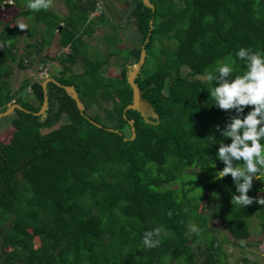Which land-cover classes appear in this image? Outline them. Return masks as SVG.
<instances>
[{
  "label": "trees",
  "instance_id": "1",
  "mask_svg": "<svg viewBox=\"0 0 264 264\" xmlns=\"http://www.w3.org/2000/svg\"><path fill=\"white\" fill-rule=\"evenodd\" d=\"M61 1L71 13L64 22L48 9L0 0V13L8 2L14 12L11 19L0 16V113L12 104L24 109H16L11 126L0 133L6 263L199 264L204 255L203 264H230L222 249L229 236L215 235L210 220H221L233 238L247 240L250 218L259 211L264 218V205L232 202L231 175L219 178V145L210 146L208 136L220 138L214 126L223 128L234 110L210 107L214 82L206 76L218 63H230L233 77L242 74L244 62L235 56L241 47L264 54V0H149L153 7L128 0L129 24L115 25L106 14L98 20L108 29L101 41L92 38L95 0ZM20 18L48 26L50 41L26 43L20 54L23 34H36L17 27ZM57 36L62 48H70L67 56L45 54ZM157 40L168 47L155 46ZM143 47L142 67L149 58L156 61L152 72L136 79L159 116L149 122L127 110L134 101L130 67L140 62ZM47 61L59 64L51 78L62 86L48 84L49 110L37 116L43 83L31 77L16 91L12 77L15 65L25 70ZM106 67H118L117 73L103 72ZM65 86L75 87L82 111ZM63 115L69 122L54 129ZM200 186L222 197L210 216L196 196ZM248 194L264 197V176L254 179ZM158 226L164 229L159 246L145 248L144 232Z\"/></svg>",
  "mask_w": 264,
  "mask_h": 264
},
{
  "label": "clouds",
  "instance_id": "2",
  "mask_svg": "<svg viewBox=\"0 0 264 264\" xmlns=\"http://www.w3.org/2000/svg\"><path fill=\"white\" fill-rule=\"evenodd\" d=\"M51 2L26 0V7L39 11L48 9ZM17 24L23 27L19 21ZM235 56L244 62L245 70L242 74L233 77L234 69L230 63H218L215 71L206 76L208 81L214 82L209 93L214 101L210 107L226 112L234 110L223 128L219 124L214 126L220 132V138L213 132L208 136V142L210 146L219 145L216 158L224 165L219 171V178L230 174L236 193H239L232 194V202L247 206L255 199L264 205V197L257 198L248 194L254 179L261 180L264 176V54L241 47ZM228 140L230 142H226ZM189 228L198 230L195 224H190ZM163 231L160 226L146 230L142 237L144 247L150 249L159 246Z\"/></svg>",
  "mask_w": 264,
  "mask_h": 264
},
{
  "label": "rangeland",
  "instance_id": "3",
  "mask_svg": "<svg viewBox=\"0 0 264 264\" xmlns=\"http://www.w3.org/2000/svg\"><path fill=\"white\" fill-rule=\"evenodd\" d=\"M23 3V6L26 7V0H20ZM54 1L55 5L58 6L60 9L63 8V1L61 0H52ZM118 2V3H117ZM106 0V9L108 8V11L106 13L107 17L109 18V20H111L112 22H116L118 24H122V25H126L129 24L130 22V12L132 7L129 4L128 0ZM12 2H8L6 4L5 7H2V11L0 13V16H2L4 19H11L13 18L14 12L12 10ZM52 5V4H51ZM50 5V6H51ZM50 9V7L48 8ZM47 10V9H46ZM34 15V14H33ZM61 15V14H60ZM20 22L23 27L21 28V30L24 31H31V32H36V34L34 35V37L29 38L28 36L24 35L21 37L20 39V54H24L25 52V43L29 42L34 44L37 40L39 39H44L46 38V40L50 41V36L48 34V26H46L45 24L40 25L37 23H33V20H27L26 18H20L17 20V22ZM17 27H19V25L17 24ZM109 23V22H107ZM115 23V25H117ZM114 25V26H115ZM116 27V26H115ZM133 25H130V28H132ZM108 28H111L110 26ZM108 31V29L105 26H101V32L99 33L100 35L96 36L97 39L100 38L101 41V36H103L104 34H106V32ZM116 33L114 36H117V30H115ZM112 34V33H110ZM121 34V39L122 42L126 40V38L124 37L123 33L120 32ZM33 39V40H32ZM33 41V42H32ZM99 41V42H100ZM101 43V42H100ZM159 45H155V46H161L160 44L163 43V46L168 47L169 43L166 40H157L156 42ZM97 45V44H96ZM93 43V46H96ZM98 46V45H97ZM113 51H117L118 50V45L116 44L115 46L111 47ZM54 54V53H52ZM57 54V53H56ZM59 54H63L61 53V50L59 51ZM101 54V52H100ZM67 54H64V56H67ZM50 64V62H46L45 64ZM52 63V62H51ZM43 63L38 62L37 64H35L34 66H28L27 69H19L17 67V65H15V72H14V76L12 77V83H13V88L14 90H18L20 89L21 85L23 84V82L28 79V78H36L37 76V72L39 71V67L40 65ZM155 64L156 61L155 59H148V63L141 68L140 72L141 74H147L148 72H152L155 68ZM59 66V65H58ZM52 67V64L50 66V73H54V74H58L60 72L59 67ZM81 66V64H80ZM79 69V67H78ZM110 69V70H109ZM133 68H130V70H132ZM118 67H106L103 69V72H107L110 73L111 75H115L117 73ZM51 77V75H50ZM45 80H42L41 82L43 83ZM29 94V93H28ZM28 94H24L25 97H28ZM12 106V105H10ZM15 118V114H13L11 116V118H9V116L7 118H2L0 119V133L2 130L9 128L12 124V120ZM69 122V117L68 115H63V117L61 118V121L59 124H57L56 126H54L55 128H58L60 125ZM53 129V128H52ZM47 132V131H45ZM127 134H129L127 132ZM189 177V176H188ZM192 177H189V179ZM257 180V179H256ZM178 186V185H176ZM196 196L200 198V203H201V207H202V212L204 214H206L207 216L212 215L214 208L216 207L217 203L220 202L221 200V195H219V193H216L214 195H211L210 191L208 192H204V187L200 186L199 188L196 189ZM199 201V200H198ZM264 218L261 216V212H257L256 214H254L251 218H250V225L252 228V236L251 238L247 239V240H236L235 238L232 237V235L230 234L227 225L225 223H223L221 220L219 219H211L210 220V227L212 228V232L215 235H219L220 233H224L227 234L229 236V240L224 242L222 245V249L224 251V253H226V255L228 256V262L230 264H241L243 259H247L249 261V264H264V233L262 230V224ZM4 230L0 229V264H7L5 259H4V250L2 249V239H3V235H4ZM245 245V247H244ZM198 262L199 264H203V261L205 260L204 255H199L198 256Z\"/></svg>",
  "mask_w": 264,
  "mask_h": 264
},
{
  "label": "water",
  "instance_id": "4",
  "mask_svg": "<svg viewBox=\"0 0 264 264\" xmlns=\"http://www.w3.org/2000/svg\"><path fill=\"white\" fill-rule=\"evenodd\" d=\"M144 2L148 7H153L150 4L149 0H144ZM152 24H153V22H151V25ZM146 57H147V52H146L145 47H143L140 62L138 64L130 67L133 69L130 70V72H129L128 81H129L130 86L133 88L134 101L131 105L128 106L127 110L129 109V110L138 111L145 118V120L147 122H149L151 117L159 119V116L156 114L152 103L144 97V92L141 91L140 87L136 84V79L138 77V74H139L142 66L145 64ZM50 82H54L58 86H62L54 78H47L43 82L42 85H43V89L45 92V100H44V104H43L40 112L36 113L37 116L45 115L46 112L49 110V95H48L47 86ZM64 88H65L66 92L76 101L78 108L82 111L83 110V104H82V101H81L79 94H78L77 90L75 89V87L65 86ZM16 109L24 110L20 105L12 104V106H9V108L5 112L0 113V119L11 116L15 112ZM158 123H159V121H158ZM132 130H133V139H134L136 137L135 128L133 127Z\"/></svg>",
  "mask_w": 264,
  "mask_h": 264
},
{
  "label": "crops",
  "instance_id": "5",
  "mask_svg": "<svg viewBox=\"0 0 264 264\" xmlns=\"http://www.w3.org/2000/svg\"><path fill=\"white\" fill-rule=\"evenodd\" d=\"M116 2H117V0H116ZM118 3V2H117ZM51 6H50V9H48L50 12H53V13H55L56 15H58L61 19H63L62 21L64 22V20L66 19V18H68L70 15H71V13H70V11L67 9V7L65 6V4L63 3V8L62 9H60L58 6H56L55 5V3H54V1H52L51 2ZM79 11H80V9L78 8H76V10H75V14H78L79 13ZM107 11H108V8H107ZM61 14V15H60ZM107 14L108 13H106V16H107ZM73 16H74V14H72ZM100 18H97V19H94V20H92L93 22L94 21H96V23L94 24V26H93V28H94V33L92 34V38L93 39H95L96 38V36H98V35H100L99 33L101 32V26L103 25V24H101L100 22H98V20H99ZM107 20L108 21H110V22H112L111 20H109V18L107 17ZM112 23H116V22H112ZM116 24H118V23H116ZM62 26H64V23L62 24ZM96 30V31H95ZM90 38V37H89ZM33 40V39H32ZM88 40V39H87ZM33 42V41H32ZM90 41H88V43H89ZM27 43H29V42H27ZM25 45H26V43H25ZM61 50V53H63L62 55L64 56V54H67V53H69L70 52V48H66V49H64V48H62L61 46H60V44H59V42H58V36L56 37V38H54L53 39V41H52V44H51V46H49V47H47L46 48V51H45V54H47V53H54V55L57 53H59V51ZM52 64V67H57L59 64L57 63V62H54V63H51ZM59 67V66H58ZM60 68V67H59Z\"/></svg>",
  "mask_w": 264,
  "mask_h": 264
},
{
  "label": "built area",
  "instance_id": "6",
  "mask_svg": "<svg viewBox=\"0 0 264 264\" xmlns=\"http://www.w3.org/2000/svg\"><path fill=\"white\" fill-rule=\"evenodd\" d=\"M106 12V0H95V10L90 15V21L101 18L106 14ZM50 66L51 65L48 63L41 64L35 80L40 82L49 78ZM29 92H32L31 88H29Z\"/></svg>",
  "mask_w": 264,
  "mask_h": 264
}]
</instances>
